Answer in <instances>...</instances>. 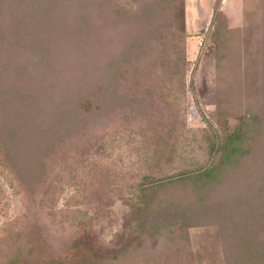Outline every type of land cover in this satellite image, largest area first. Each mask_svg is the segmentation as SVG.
Masks as SVG:
<instances>
[{
	"label": "rangeland",
	"instance_id": "obj_1",
	"mask_svg": "<svg viewBox=\"0 0 264 264\" xmlns=\"http://www.w3.org/2000/svg\"><path fill=\"white\" fill-rule=\"evenodd\" d=\"M150 1L108 0L105 16L92 12L87 25L94 33L84 43L77 39L68 47L64 42V50L60 42L59 52L52 54L63 56L49 65L50 78L42 81L32 70L13 73L17 85L49 83L56 92L53 101L72 97L71 108L91 112L79 114L80 133L69 138L71 145L65 141L54 149L56 161L46 164L53 171L54 214L42 207L47 197L12 196L3 184L8 199L0 211V264L28 238L39 243L32 259L48 262L61 256L75 237L92 249L84 250L90 258L67 264H225L221 236L212 223L198 221L188 229L185 249L178 247L183 242H178L182 234L177 230H159L154 240L145 235L135 239V226L127 224V198L143 174L172 180L181 170L203 164L206 136L219 137L220 125L229 133L239 126V118L259 113L264 0L171 1L170 8L181 5L155 10L160 15L144 23L147 31L121 16L123 11L140 13ZM136 35L142 37L139 49ZM10 40L6 53H23ZM16 58L11 62L19 68L23 59ZM102 86L104 97L99 96ZM260 130L255 142H243L250 151L225 169V177L237 186L246 176L260 182L264 175V128ZM185 188L182 192L174 186L157 196L190 198ZM215 191L209 195L214 200L230 193L227 185ZM89 217V226L82 227Z\"/></svg>",
	"mask_w": 264,
	"mask_h": 264
},
{
	"label": "trees",
	"instance_id": "obj_2",
	"mask_svg": "<svg viewBox=\"0 0 264 264\" xmlns=\"http://www.w3.org/2000/svg\"><path fill=\"white\" fill-rule=\"evenodd\" d=\"M171 1L176 0H152L150 4H144L140 13L123 11L121 16L133 19L137 24L140 22V26L145 29L144 23L147 25L160 15L155 10H165ZM107 2L0 0V211L7 205L5 184L12 196L47 197L42 207L49 208L53 213L51 203L54 200L51 195L55 193V187L54 180H50L53 171H47L49 167L46 164L56 161L54 149L64 145L65 141L71 145L69 138L80 133L83 124L79 114L91 112L71 108L69 104L72 97H58V101H53L56 92L49 83H36L33 87L30 84L17 85L13 73L23 74L32 70L41 76L42 81L50 78L49 65L60 62V56H63L53 55L55 51L59 52L60 42L63 50L77 39L84 43L88 38L86 35L94 33L87 25L92 12L97 9L98 15L105 16ZM178 5L175 3L173 10ZM146 33L141 36L144 37ZM141 36L133 37L137 49ZM10 39H14L13 42L19 45L18 50L23 53H17V56L6 53L11 44ZM64 42H68L67 48H64ZM20 57L23 59L22 64L17 68L11 61L15 58L19 60ZM56 66L59 72L60 66ZM180 71L183 72L181 68ZM262 92L259 113L239 118V126L229 133L224 132L220 125L219 137L212 133L206 136L208 156L203 164L181 170L172 180H155L151 172L140 176V181L134 185L127 198L131 206L127 224L135 226V239L145 235V240H154L159 230L166 229L169 233L177 230L182 234L178 242H183L178 247L185 249L188 229L202 221L216 226L221 236L225 264H264V175L259 179L260 182H256L255 177L246 176L247 180L239 186L229 176L225 177V169L239 163L243 154L250 151L243 148V142H255L262 135L260 129L264 128V89ZM104 94L105 86H102L99 96L104 97ZM260 146L264 148V143ZM223 185L229 187L230 193L220 199H211V191L215 193ZM174 186L182 192L188 187L190 198L188 195L179 197L180 194L172 198H168L170 195L161 198L157 196L160 191ZM85 219L82 227L90 223V217ZM37 241L28 238L24 247L17 246L5 264H67L81 257L83 263L90 258L84 250H92L75 237L61 256L48 262H38L32 259L34 244H39ZM167 247L166 244L161 246L160 255ZM178 247L174 246L172 252L177 254L180 251Z\"/></svg>",
	"mask_w": 264,
	"mask_h": 264
}]
</instances>
